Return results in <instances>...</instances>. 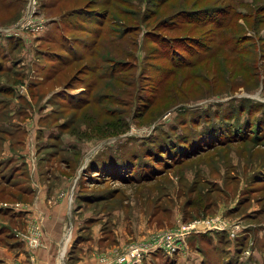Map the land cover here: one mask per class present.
I'll list each match as a JSON object with an SVG mask.
<instances>
[{
  "label": "rangeland",
  "instance_id": "obj_1",
  "mask_svg": "<svg viewBox=\"0 0 264 264\" xmlns=\"http://www.w3.org/2000/svg\"><path fill=\"white\" fill-rule=\"evenodd\" d=\"M28 2L0 0V47L16 50L9 60L17 62L23 48L15 37L23 32L32 42L25 54L34 55L20 71L26 81L19 69L0 71L11 94L28 96L2 107L31 112L0 118V145L8 136L14 147L21 143L23 124L31 171L36 134L49 144L40 171L72 176L68 263L94 251V264H116L135 244L210 220L240 230L190 234L184 262L199 248L195 264H264V0H37L32 15ZM210 6L221 10L217 21L181 15ZM39 14L43 31L29 30V17ZM230 36L236 52L227 49ZM235 129L243 140L223 142ZM204 130L223 143L191 153L204 146ZM17 194L0 180L1 200ZM7 215L13 229L9 239L0 233V246L17 241L11 264H33L22 246L34 247L16 235L25 223ZM78 232L84 241L74 242Z\"/></svg>",
  "mask_w": 264,
  "mask_h": 264
},
{
  "label": "crops",
  "instance_id": "obj_2",
  "mask_svg": "<svg viewBox=\"0 0 264 264\" xmlns=\"http://www.w3.org/2000/svg\"><path fill=\"white\" fill-rule=\"evenodd\" d=\"M28 39L29 36L25 35L23 32L19 33V35L17 36V42L22 43L23 48L21 52L15 53L17 55H20L17 62L15 61L11 63L9 60V56L16 50L6 47H0V71L9 72L11 71L10 69L16 68L19 69L17 73L20 74L23 71L21 69H26L24 65L28 67V65H31V62L33 63V53L30 51L28 54H25V48L32 45V42L25 43V41H28ZM20 58H22L21 61H19ZM31 72L34 74V70ZM23 80L26 81L25 76ZM10 85H12L11 82L0 81V118L3 121L5 119H8L7 121H9V115L12 117L18 116L17 118L21 119V116L23 114L26 115L28 113H31L29 109H26L29 112L26 111L22 114V112L20 111L11 112L9 110V106L7 108L2 107L4 106V104H6L7 101L10 105V98L14 99L16 96L15 93L11 94V92L13 91H9ZM27 98V93L21 94V96L17 95L15 100L16 102H13V104H18L19 101L20 103L25 104L27 103ZM20 123H25V121L23 120V122L21 121ZM21 129L23 131L21 143H17V146L14 147L16 143H11V141H9L8 139V137L10 136H8L7 141H5L2 146L0 145V168L4 167L0 170V180L3 182V184H5V186L14 188L18 191L17 199H13L15 200L13 202H9L7 200L3 201L0 199V233H2L3 235V232H5L4 236L2 237L9 239V236L6 235L7 231L4 230H6L5 228L11 226L12 224L7 215L10 212L6 213L7 210L4 209L5 207L10 208V210L12 211L10 214L13 215L12 217H17L20 224L22 225L28 218H34L37 221H40L41 242L43 244L34 248H27L25 246H22L24 252H27L29 261L32 260L33 264H60V261H62V259L64 258L62 254L70 236V233L68 234V232L64 234V225L66 224L65 219H67V211L69 210V207L74 198L73 196L71 197L73 190L70 191L73 186V178L69 179V177L72 176L63 175L57 170V173L54 172L52 174L50 169L49 174L47 173L48 175L40 171V167L42 165L41 159H39L40 150L46 148L49 144H47L46 142L42 143L41 141L44 138L40 135H38V137L36 134V142L34 144L35 148H33V155L34 157L38 158L36 159V164H34L33 170L31 171L29 158L31 156L32 150L28 148V144L26 142L27 128H25L22 124ZM41 134L44 135L43 131H41ZM71 146L72 144L67 147ZM61 147L63 148L64 146L61 145ZM64 148L65 152H67L66 150H69L66 147ZM59 190L65 192L63 196H58ZM10 195L15 196L12 193H10ZM26 199H29V201H26ZM3 203H6L7 205L4 206ZM82 208L83 206H80V209ZM209 234L212 235V233ZM81 236L82 235L79 232L76 233L77 238L74 239V242L76 240L78 241V239L84 241L85 239H82L83 237ZM99 239L100 238H97V235H93V241L95 242V244H93V247H95ZM11 242L12 244H10ZM11 242H7V247L0 246V264H11L13 260L11 249L14 245H17L18 242ZM190 246L192 247L191 244ZM197 250L200 251L199 248ZM69 251L66 250L64 258L65 261L63 260L65 264H69V255H71ZM196 251H191L189 253L196 257L199 254L198 251ZM59 254L62 255L60 258ZM72 255V257H75V262L73 264L95 263L94 251H90V254L86 256L82 253ZM192 255L189 257V260H187V262H184L185 253L177 255V257L175 258L172 256L162 255L160 253H150L149 255H146L142 264H157V261L159 259L162 260L161 264H195L196 261L194 258H192ZM24 259H26V256H24L22 260ZM23 264L27 263L23 262Z\"/></svg>",
  "mask_w": 264,
  "mask_h": 264
},
{
  "label": "built area",
  "instance_id": "obj_3",
  "mask_svg": "<svg viewBox=\"0 0 264 264\" xmlns=\"http://www.w3.org/2000/svg\"><path fill=\"white\" fill-rule=\"evenodd\" d=\"M37 0H29L28 7L30 15L38 12ZM33 20L32 16L29 17V30L40 32L43 31L45 26V18L40 14L35 16ZM21 33V32H20ZM19 34V33H16ZM23 86L20 87L19 91L23 92ZM25 231H17L16 235L18 239L23 241L29 247L41 246V227L39 222L34 218H28L24 225ZM239 223L229 224L222 221H210L206 220L204 223H193L186 226L177 228L168 232L166 235H162L158 238L152 239L147 245H133L127 253L120 256L117 259L116 264H138L144 255L152 252H162L164 254H184L186 253L187 237L192 233H201L206 230H225L229 236H234L239 232ZM102 259V258H101Z\"/></svg>",
  "mask_w": 264,
  "mask_h": 264
},
{
  "label": "trees",
  "instance_id": "obj_4",
  "mask_svg": "<svg viewBox=\"0 0 264 264\" xmlns=\"http://www.w3.org/2000/svg\"><path fill=\"white\" fill-rule=\"evenodd\" d=\"M219 11H221L219 9V7L217 8L215 6H210V7H207V8L204 7V9L199 8V9H194V10H184V11L181 12V15H187V17H189L193 22L196 21L197 23H202V22H206V21H213V19H215L214 21H217V16L216 15H218ZM212 16H216V17H212ZM15 38H17V36ZM229 38L231 39L233 45L229 46V48L227 47V49L229 51H233V52L238 51L235 48V45L237 43L236 42L237 41V38L235 36H230ZM189 39H191V38L179 39L180 40L179 42H184L185 44H190L191 41ZM193 39H195V38H193ZM14 42L16 43V41H14ZM179 42H177V43L179 44ZM238 42H239V40H238ZM175 52L177 54L179 53L176 48H175ZM18 76H19V79H22L23 78V77L22 78L20 77V74ZM10 90H11V87H9V91ZM83 101H85V100H83ZM225 131L226 132H224V139L222 141L225 142L226 144L231 143V142H229V140H230L231 137H234L233 139H236L234 141L243 140L242 138L245 137V134L243 132L244 130H242V129H239V130L235 129V130H233L232 133L228 132L227 130H225ZM200 133H201V137L198 140H201L204 143V146L200 147L199 149H196V150L192 151L191 153H195V152L196 153H199L200 151L206 150L207 148H212V147H214V146H216L218 144L223 143L222 141H219L218 139H214L213 140V137H215V136H209V134L211 133V130H209V131L204 130V131H202ZM252 138H253V136H252ZM219 139H222V138H219ZM234 141H232V142H234ZM180 147H182V146H180ZM177 152H178V155L179 154L181 155V154L184 153L187 156H190L189 154H191L189 152L187 153V151L185 149H183V148H180V150H178ZM166 154H168V152H166ZM149 177H150L149 175H147V174L144 175L143 174V175H141L138 178L147 179ZM134 178H137V176L134 177ZM4 209L7 210L6 213H9V212L11 213L12 212L10 210V208L5 207ZM11 227H12V225L9 226V227H7V228H5L6 230H4V231H7L6 232V235H8V236L11 235V233L8 232V230H10ZM194 234H196V233H194ZM201 234L202 233H200L198 235H201Z\"/></svg>",
  "mask_w": 264,
  "mask_h": 264
}]
</instances>
